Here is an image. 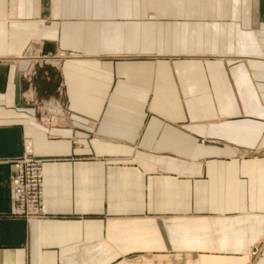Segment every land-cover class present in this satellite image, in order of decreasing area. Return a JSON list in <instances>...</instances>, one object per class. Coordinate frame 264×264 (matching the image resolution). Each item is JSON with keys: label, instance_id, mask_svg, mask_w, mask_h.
<instances>
[{"label": "crops", "instance_id": "obj_1", "mask_svg": "<svg viewBox=\"0 0 264 264\" xmlns=\"http://www.w3.org/2000/svg\"><path fill=\"white\" fill-rule=\"evenodd\" d=\"M0 264H264V0H0Z\"/></svg>", "mask_w": 264, "mask_h": 264}, {"label": "built area", "instance_id": "obj_2", "mask_svg": "<svg viewBox=\"0 0 264 264\" xmlns=\"http://www.w3.org/2000/svg\"><path fill=\"white\" fill-rule=\"evenodd\" d=\"M42 160L33 155L29 141L23 154L10 163V206L25 222L43 216Z\"/></svg>", "mask_w": 264, "mask_h": 264}]
</instances>
